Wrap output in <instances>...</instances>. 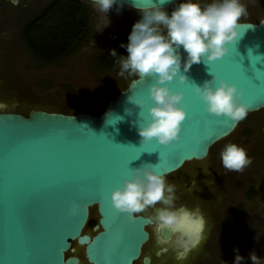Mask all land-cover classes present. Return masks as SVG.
<instances>
[{
	"label": "water",
	"instance_id": "water-1",
	"mask_svg": "<svg viewBox=\"0 0 264 264\" xmlns=\"http://www.w3.org/2000/svg\"><path fill=\"white\" fill-rule=\"evenodd\" d=\"M148 2L137 0L140 6ZM178 2L166 0L161 7L167 10ZM123 6L136 10L134 0H123ZM262 22L264 14L257 21L240 20L238 41L226 45L229 51L222 58L193 64L184 83L166 82L173 92L183 93L180 106L186 112L179 140L168 146L154 139L141 142L133 123L140 109L127 101L130 95L143 99L146 117L154 77L130 76L98 114L0 103V264H150L143 248L158 232L164 238L163 231L149 213H136L129 222L112 207L110 193L142 165H153L157 174L167 176L203 160L214 144L236 130L239 123L204 111L193 83L202 86L215 75L241 91L248 113L264 108ZM178 51L183 72L187 54L182 46ZM91 219L95 223L89 226ZM188 223L194 227L182 223L175 230L193 234L196 223ZM156 238L160 244V236ZM162 253V248L157 251L160 260L154 264L164 262Z\"/></svg>",
	"mask_w": 264,
	"mask_h": 264
},
{
	"label": "clouds",
	"instance_id": "clouds-1",
	"mask_svg": "<svg viewBox=\"0 0 264 264\" xmlns=\"http://www.w3.org/2000/svg\"><path fill=\"white\" fill-rule=\"evenodd\" d=\"M165 2L149 0L140 6L134 0L141 19L132 25L127 45L121 44V47H126L128 55L120 56L117 63L122 77L155 78L148 88L152 104L146 109V117L143 99L130 95L127 101L140 109L133 123L138 125L141 142L154 139L158 144L168 146L179 140L186 112L180 106L183 93L173 92L166 82L178 79L184 83L187 80L184 73L193 64L222 58L229 51L226 45L237 43V28L241 18L247 15V9L241 0H213L203 7L194 0H181L169 15L161 7ZM93 3L105 14L114 4H118L117 10L123 7V0H93ZM181 46L187 54L183 72L178 51ZM110 55L117 56V53L110 50ZM211 76L202 86L193 83V92L203 102L204 111L216 117L223 115L235 123L243 121L248 115V105L241 102V91L235 85ZM125 113L131 115L132 109L125 108ZM111 116L109 114V118ZM117 117V121L123 120L122 116ZM141 117H144L143 123H139ZM220 158L225 169L235 172H243L251 163L245 149L234 143L225 145ZM174 199V186L166 183L165 176L157 174L153 165L132 169L131 178L124 179L121 187L110 193L112 207L125 214L129 222L135 221L136 213L155 208L151 220L160 229L172 228L182 220L184 210L173 208ZM157 204L163 206L157 208ZM243 259L237 254L233 264H241ZM249 259L252 264H259L260 258L255 253H250Z\"/></svg>",
	"mask_w": 264,
	"mask_h": 264
},
{
	"label": "rangeland",
	"instance_id": "rangeland-1",
	"mask_svg": "<svg viewBox=\"0 0 264 264\" xmlns=\"http://www.w3.org/2000/svg\"><path fill=\"white\" fill-rule=\"evenodd\" d=\"M180 2L181 0L165 11L170 15ZM194 2L199 3L203 7L206 4L212 3L213 0H194ZM241 3L247 9V15L242 17L241 20L257 21L264 14V0H241ZM90 6L92 9L89 36L92 38L88 48L82 49L76 55H72L60 62L49 64H42L31 55L24 57L17 51L14 53V56L11 58L12 69L14 70L13 74L10 73L8 75V72L2 74L4 81H6V77H10L17 84L16 87L7 88L6 95L4 96L6 104L13 105L17 99L24 98V102L19 105L21 109H26L30 104H38L66 110L83 108L92 112H98L102 107L101 96L112 98L119 92L130 78L127 74V78L119 75L120 67L100 70L92 68L91 70L90 66L93 58L95 61L97 52L114 35L115 31L112 26L116 24L115 21L126 16H131L137 22L141 19V15L137 10L127 8L126 6L119 8V10H117L118 6H113L106 14L101 12L93 3H90ZM102 25H106L107 27L103 30L101 29ZM62 82H70L77 86L79 93L76 99L77 102H69L63 98ZM47 88H51V90L45 92L44 90ZM25 95L26 98L24 97ZM263 111L264 109L249 112L247 117L239 122L236 130L231 135L212 146V153L217 152L218 149L223 150L225 145L229 143H234L245 149L251 163L244 169L240 185L253 176L254 171L259 165V171L264 173V129L256 131L254 136L243 139L244 129L254 119L261 118ZM258 121L260 120L258 119ZM261 124L262 121L257 124L254 130L260 129ZM205 183L198 186L199 195L208 196L212 194L213 190L211 186ZM173 186L174 195L181 194L180 184H174ZM252 190V188H248L246 192V185L242 188L239 187L236 193L238 199H232L231 201L233 203H243L245 211L242 222L233 237L227 236L225 239L222 238V241L214 248L207 247L205 244H199V242L197 243L193 239L186 243L174 231L175 226L161 229L165 238L161 242H166V245L162 247L164 250V264H233L237 254L244 258L241 264H252L249 259L250 253H255L260 258L259 264H264V204L261 199L257 198L254 192L249 195ZM226 193L227 189L222 191V198H224ZM242 197L246 198L241 199ZM190 204H193V202ZM213 215L214 212L210 211L207 214L211 221L214 220ZM182 221L184 222L183 218L178 224H182ZM188 221L189 219L184 224L194 227ZM89 226L91 225L89 224ZM231 238L236 242L232 246L234 249L228 245L223 251L218 252L221 244L231 240ZM213 239H210L208 246H211Z\"/></svg>",
	"mask_w": 264,
	"mask_h": 264
},
{
	"label": "flooded vegetation",
	"instance_id": "flooded-vegetation-1",
	"mask_svg": "<svg viewBox=\"0 0 264 264\" xmlns=\"http://www.w3.org/2000/svg\"><path fill=\"white\" fill-rule=\"evenodd\" d=\"M49 1L50 0H16V2H13L12 0H0V102L5 104V106L7 107L15 106L17 109H19V105H21V103H23L25 99H17V101L13 105L6 104L7 102L6 99H4V96L6 95L7 88L16 87L17 84L10 77H6V81H4L2 79V74L8 72V75H10V73L14 71L12 69L11 58L14 56V53L16 51L24 57L30 55L33 56L29 47L30 40H45L44 35L47 34V26L48 24L52 23H46L43 21L41 22L36 18H38L39 13ZM84 1L87 2L86 0ZM90 9H92L91 6ZM115 22L116 24L112 26V28L114 27L115 31L114 35L121 32L123 28H126L128 23H131L128 28L129 30H132V25L136 23V20L131 16H126ZM33 26L34 28L32 29ZM102 26L103 27L101 29L103 30L105 27H107L106 25ZM51 28L52 27H50V29ZM90 29L91 28L89 20V34ZM89 34L74 51H72L62 60L67 59L72 55H76L82 49L88 48L90 46L92 38L89 36ZM127 55L128 53L125 56ZM39 61L42 64H46L41 59H39ZM96 63V58L95 61L93 58V62L90 66L91 70L95 67V69H102L97 66ZM118 67H120L119 64L116 66V68ZM61 87L64 91L63 98L66 101L77 102L76 99L79 93L78 88L75 84H72L70 82H62ZM71 87L76 90V95L69 98L67 97L66 89ZM48 90H51V88H47L44 91L48 92ZM24 97L26 98V95ZM81 109L83 110V108H80L76 111H80ZM84 111L91 112L93 114L99 113L92 112L87 109H84ZM258 119L262 121L261 127L260 129L254 130L257 124L260 122L258 121ZM258 119H254L253 121H251L247 128L244 129V133L247 131L250 132L249 134L243 133V139L249 138V136H254L256 131L264 129V111L261 115V118ZM212 151L213 150L211 147L209 150V155L205 159L201 161L186 163L185 166L178 171L165 176V180L168 184H180L181 186V194L174 195L175 199L173 202V208L177 210L183 209L184 213L187 214V217L196 223V230L193 232V234H188V232L185 233L183 230H175V232H177L180 235L181 239L185 240L186 243L192 241L191 239H193V241L195 240L197 241V243L199 242V244H205V246L207 247L214 248L218 243L222 241V238L225 239V237L227 236L233 237V235L237 233V230L242 222L245 208H243L240 223L232 228L224 229V223L227 222V215L238 205V203H233L231 200L238 199L236 193L238 192L239 187L242 188L246 185V192L248 188H252L253 190L251 194L254 192L255 195H257L258 199H262L259 186L262 179L264 178V173L262 171H259V165L258 168H256V170L254 171L253 176H251L248 181H245L244 184L240 185V179L243 176L242 173L244 172H235L225 169L222 166L220 158V153L222 150L218 149V151L214 153H212ZM202 183L211 186V189L213 190L211 195L204 196L202 194H198L197 188ZM225 189H227V193L225 194L224 198H222V191ZM245 198L246 197H242L241 199ZM191 202H193V204H190ZM262 203L264 204L263 201ZM162 206L163 205L161 204H157L155 207L158 208ZM186 209L189 210V212H187ZM209 211L214 212V220H212L213 222L210 220V217H208L209 215L207 216ZM140 213H149L153 217L155 214V208L150 207ZM188 218L186 220H188ZM154 235L152 240L143 248L144 254L149 255L151 258L150 264H154L160 260V257L156 255L157 251L160 250L163 245H166V242L160 241V244L158 243V239L156 238L157 236H160V239L162 241L165 239L162 237V235H160L159 232L157 233L156 237ZM212 238H214L213 243H211V246H208V242L210 244V239ZM235 243L236 242L233 238H231V240L225 241L221 244L218 252H221V250L223 251L228 245L232 247L233 245H235ZM162 254L164 255V253ZM137 264H143V262L140 261ZM162 264H164V262H162Z\"/></svg>",
	"mask_w": 264,
	"mask_h": 264
},
{
	"label": "trees",
	"instance_id": "trees-1",
	"mask_svg": "<svg viewBox=\"0 0 264 264\" xmlns=\"http://www.w3.org/2000/svg\"><path fill=\"white\" fill-rule=\"evenodd\" d=\"M90 16V5L84 0H50L36 19L52 24L47 26V34L44 35L45 40H30L29 47L32 55L48 64L59 62L65 58L88 36ZM129 25L131 23H128L126 28L110 38L107 44L97 52L95 55L97 66L102 69H115L118 65L117 61L121 58L120 56L127 54L126 47H121V44L127 45L128 43V36L131 32L128 28ZM50 27L52 28L50 29ZM110 50H115L117 56L110 55ZM66 94L67 97L71 98L76 95V90L72 87L68 88ZM112 98L101 96L102 107L98 112L102 111L108 100ZM249 132L247 131L244 134H249ZM259 190L261 200L264 202V178L260 183ZM242 213L243 203H238L235 209L227 215L224 229L239 224ZM94 223V219L89 221L90 225Z\"/></svg>",
	"mask_w": 264,
	"mask_h": 264
},
{
	"label": "snow or ice",
	"instance_id": "snow-or-ice-1",
	"mask_svg": "<svg viewBox=\"0 0 264 264\" xmlns=\"http://www.w3.org/2000/svg\"><path fill=\"white\" fill-rule=\"evenodd\" d=\"M250 83L253 84V85H257V84H254V83L252 82V80H250ZM187 218H188V217H187V214L184 213V214H183V219L186 220ZM182 222H183V221H182Z\"/></svg>",
	"mask_w": 264,
	"mask_h": 264
},
{
	"label": "bare ground",
	"instance_id": "bare-ground-1",
	"mask_svg": "<svg viewBox=\"0 0 264 264\" xmlns=\"http://www.w3.org/2000/svg\"><path fill=\"white\" fill-rule=\"evenodd\" d=\"M183 218V217H182ZM184 222H186V220L184 219ZM184 222H183V224H184ZM187 224V223H186ZM190 224V223H189ZM185 225V224H184Z\"/></svg>",
	"mask_w": 264,
	"mask_h": 264
}]
</instances>
